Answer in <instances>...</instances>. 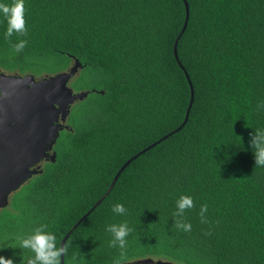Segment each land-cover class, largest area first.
<instances>
[{"label": "trees", "instance_id": "trees-1", "mask_svg": "<svg viewBox=\"0 0 264 264\" xmlns=\"http://www.w3.org/2000/svg\"><path fill=\"white\" fill-rule=\"evenodd\" d=\"M186 1L176 48L194 94L173 133L190 100L173 54L183 0H24L27 35L10 40L0 12L1 71L40 77L77 58L75 86L89 89L60 136L56 161L21 187L14 213H1L0 237L16 228L26 237L46 224L59 246L121 165L160 139L73 229L65 264L74 255L78 264H113L121 250L107 227L124 222L134 231L123 262L264 264V166L255 167L250 145L253 131H264V0ZM21 39L27 45L16 52ZM182 195L195 206L178 218ZM116 204L126 212H114ZM176 219L191 231L176 229ZM33 255L27 249L22 257Z\"/></svg>", "mask_w": 264, "mask_h": 264}, {"label": "water", "instance_id": "water-1", "mask_svg": "<svg viewBox=\"0 0 264 264\" xmlns=\"http://www.w3.org/2000/svg\"><path fill=\"white\" fill-rule=\"evenodd\" d=\"M184 1L185 20L174 40L173 54L183 69L190 88V100L183 122L174 130L178 131L186 122L193 100V85L180 63L177 55V42L183 33L188 20V3ZM82 64L77 58L69 67L56 74L36 79L31 73L10 74L0 70V208L8 203L10 193L20 187L34 173V167L42 157L49 155L59 130L61 121L68 113L69 105L75 100H82L88 91L73 92L68 82ZM93 91L101 92L96 89ZM167 135L163 136L165 138ZM159 140L146 146L140 152L127 159L117 170L105 193L84 213L79 220L64 234L59 242H66L73 229L93 210L115 184L121 171L138 154L154 146ZM55 159V154L50 156ZM61 264L64 258L61 257ZM122 264H174L170 261L151 258L123 262Z\"/></svg>", "mask_w": 264, "mask_h": 264}, {"label": "clouds", "instance_id": "clouds-1", "mask_svg": "<svg viewBox=\"0 0 264 264\" xmlns=\"http://www.w3.org/2000/svg\"><path fill=\"white\" fill-rule=\"evenodd\" d=\"M0 12L3 13L7 20V31L5 37L11 39L14 33L22 36L27 35L26 20H25V3L24 0H13L11 5L0 3ZM27 45V41L21 39L18 43L13 45L16 52H21ZM52 75V74H50ZM87 91V90H79ZM99 91V90H98ZM97 92V91H96ZM264 106V105H261ZM250 145L254 152L255 167L264 166V131L256 130L251 134ZM8 204V203H7ZM6 206V205H5ZM194 201L191 196L182 195L177 201V211L173 214L175 217H183L187 209L193 208ZM113 211L118 214L126 212L122 204H116ZM208 211V205L203 204L200 209V216L202 223H207L205 214ZM175 228L184 232L191 231V224L185 223L180 219L175 220ZM107 231L113 234L111 241L112 247H119L120 255L113 264H122L127 259V237L134 229L130 228L127 222L120 224H112L107 227ZM19 247L21 249H28L34 255L29 258H23L25 264H61V257L65 259L68 257L69 243L65 242L57 246V238L53 232L48 230V225L41 224L34 229L33 234L24 237ZM73 264H78L77 258L74 255L72 258ZM0 264H14L11 258L0 256Z\"/></svg>", "mask_w": 264, "mask_h": 264}, {"label": "rangeland", "instance_id": "rangeland-1", "mask_svg": "<svg viewBox=\"0 0 264 264\" xmlns=\"http://www.w3.org/2000/svg\"><path fill=\"white\" fill-rule=\"evenodd\" d=\"M79 73L75 74L74 76L71 77V79L68 82V85L71 89H76L75 83L76 81H78V77L82 75V70L80 69L78 71ZM83 89V88H82ZM94 89V88H91ZM84 90H89V89H85ZM92 97V96H90ZM91 99V98H90ZM89 99V100H90ZM81 100L76 101L73 105L72 108L70 110V114L71 111H76L77 107L79 108L80 105L83 104V102ZM70 114H69V119H70ZM23 188H20V190L13 192L9 195L8 197V202L9 205L8 207L3 208L2 210H0V215L1 213L5 212V211H12L13 212V203L15 202V200L18 198V193L21 192ZM9 213V212H8ZM14 213V212H13ZM22 226V225H21ZM9 233H4V235H2L0 237V256H4L6 258H11L13 261H20V259L22 258V256H24L27 252V249H21L19 247V244L21 242V240L24 238V229H15V231H11L8 230Z\"/></svg>", "mask_w": 264, "mask_h": 264}, {"label": "flooded vegetation", "instance_id": "flooded-vegetation-1", "mask_svg": "<svg viewBox=\"0 0 264 264\" xmlns=\"http://www.w3.org/2000/svg\"><path fill=\"white\" fill-rule=\"evenodd\" d=\"M48 75H50V74H44V75H42V76H40V77H36V79H39V78H41V77L48 76ZM81 90H84V89H81ZM72 91H73V92H77V91H79V90H76V89L74 90V89H72ZM84 98H86V97H84ZM84 98H83V99H84ZM83 99H82V100H83ZM76 101H78V100L73 101V102L69 105L68 113H67V115L64 117V119H63V120L61 121V123H60L61 126H62V128L59 130V132H58V134H57V137H56V139H55V141H54L52 147H51V148H47V152L49 153V155L46 156V157H42V158L39 160V162H38V163L35 165V167L33 168L35 171H34V173L32 174V176H31L29 179H27L25 182H23V183L20 185V187H19L18 189H16L15 191H13V192L18 191L21 187H23L24 185L28 184V183L30 182V180H31L32 178H34V176H36L37 174L41 173V172L43 171V169H44L49 163H54V162L56 161V158H57V148H58V145H59V142H60V136H61V134H62L64 131H66V130H71V129H72V124H71L70 119H69L68 117H69V114H70V110H71V108H72V105H73ZM72 112H73V111H71V113H72ZM70 116H71V114H70ZM51 154H55V159H54V160H52V158L50 157ZM13 192H12V193H13ZM10 194H11V193H10ZM10 194H9V195H10ZM8 197H9V196H8ZM8 205H9V202H8V204H7L6 206L0 208V210L3 209V208H5V207H8Z\"/></svg>", "mask_w": 264, "mask_h": 264}]
</instances>
